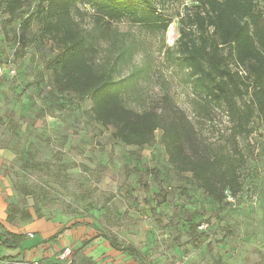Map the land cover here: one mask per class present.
<instances>
[{"label": "rangeland", "instance_id": "rangeland-1", "mask_svg": "<svg viewBox=\"0 0 264 264\" xmlns=\"http://www.w3.org/2000/svg\"><path fill=\"white\" fill-rule=\"evenodd\" d=\"M39 2L27 0L13 19L0 8V64L16 68V75H0V234H23V247H36L44 240L33 222L82 224L72 229L77 233L69 243L62 242L67 231L38 248L42 255L35 252L33 259L41 257V264H58L65 246L81 264H264V121L254 118L251 133L238 138L241 191L215 201L190 173L170 163L161 130L150 146L127 145L95 119L89 98L58 91L47 62L59 47L41 33ZM155 4L171 22L167 31L125 17L112 25L115 34L100 40V58L131 46L132 55L116 73H136L121 91L127 106L162 113L179 108L200 144L224 143L232 125L226 111L194 90L175 49L180 19L199 0ZM255 4L264 15V0ZM78 6L77 19L89 32L94 9ZM23 19L30 21L25 47L18 43ZM26 211L31 219L23 217ZM129 246L143 256L124 249ZM4 253L0 244V258Z\"/></svg>", "mask_w": 264, "mask_h": 264}, {"label": "trees", "instance_id": "trees-1", "mask_svg": "<svg viewBox=\"0 0 264 264\" xmlns=\"http://www.w3.org/2000/svg\"><path fill=\"white\" fill-rule=\"evenodd\" d=\"M156 1L40 0L41 33L59 47L47 62V69L52 71L59 92H72L80 100L92 101L95 119L112 127L118 141L143 148L152 145L156 132L161 130V142L174 168L190 173L210 197L223 203L242 189L240 167L244 154L238 138L251 133L254 118L264 121V15L256 10V0H199L180 19L177 58L189 71L194 90L208 104L223 108L232 124L224 143L214 147L200 144L193 123L179 108L162 113L127 106L121 91L136 73L127 78H118L116 73L132 55L131 46H119L100 58V40L115 34L112 25L125 17L153 31L168 30L171 22L158 11ZM26 3L0 0V8L13 19ZM79 3L94 9V28L89 32L77 19L82 11ZM20 26L18 43L25 47L30 21L23 19ZM23 217L31 219L33 214L26 211ZM8 219L13 220L10 216ZM80 225L62 227L45 242L57 240ZM24 237L7 231L6 235L0 234V244L12 250L23 249ZM105 238L121 250L110 236ZM124 249L138 258L143 256L135 246ZM7 258L15 259H0Z\"/></svg>", "mask_w": 264, "mask_h": 264}, {"label": "crops", "instance_id": "crops-1", "mask_svg": "<svg viewBox=\"0 0 264 264\" xmlns=\"http://www.w3.org/2000/svg\"><path fill=\"white\" fill-rule=\"evenodd\" d=\"M31 225V224H30ZM82 225V224H81ZM80 225V226H81ZM33 227L34 229L37 231V232H42L43 233V242L39 243L36 247H32V246H26V247H22L23 249H15V250H12V249H9V248H4V256L3 257H11V258H15V259H21V258H25V259H33V256L35 255V252L37 251L38 248H41L42 246L46 245V243L48 242H45L46 239L50 238L51 236H53L54 234H56L58 232V230L60 228H62L61 226L53 223V222H47V221H38V222H33ZM76 227H79V226H76ZM76 227H72L70 229H68L67 231H69V235H65L67 233V231L61 235V236H64L63 237V243H69L70 241H72L73 239V236L76 235L77 231L75 230L74 232L72 231V229L76 228ZM73 229V230H74ZM10 231V230H8ZM10 232H13V231H10ZM13 233H16V232H13ZM30 233H33V232H27V234L29 235ZM19 234V233H17ZM109 241V240H108ZM50 242V241H49ZM23 246L25 245L24 243L22 244ZM32 247V248H30ZM65 247H68V246H65ZM64 247V248H65ZM24 248H29V249H26L24 250ZM63 248V250H64ZM114 248V247H113ZM73 249V248H72ZM63 252V251H62ZM61 252V254H62ZM37 253V256H41L42 254H40V251L39 252H36ZM61 254L59 255V260L57 262L60 261V256ZM46 256L50 255V254H45ZM41 258V257H40ZM39 258V259H40ZM38 259V260H39ZM74 262V261H73ZM75 264H81V263H76L74 262Z\"/></svg>", "mask_w": 264, "mask_h": 264}, {"label": "built area", "instance_id": "built-area-1", "mask_svg": "<svg viewBox=\"0 0 264 264\" xmlns=\"http://www.w3.org/2000/svg\"><path fill=\"white\" fill-rule=\"evenodd\" d=\"M16 75V68L14 66H7L6 64H0V75ZM30 238H34L35 234L30 233L29 234ZM74 256V251L73 249L68 246L65 247L61 256H60V261L58 264H74L72 257ZM0 264H41L40 260H35V259H0Z\"/></svg>", "mask_w": 264, "mask_h": 264}]
</instances>
